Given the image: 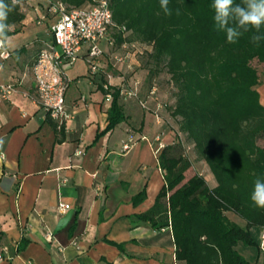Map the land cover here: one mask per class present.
Returning a JSON list of instances; mask_svg holds the SVG:
<instances>
[{"label":"crops","instance_id":"crops-1","mask_svg":"<svg viewBox=\"0 0 264 264\" xmlns=\"http://www.w3.org/2000/svg\"><path fill=\"white\" fill-rule=\"evenodd\" d=\"M21 1L24 20L3 45L9 56H0V83L15 87L0 104V243L5 249L0 264H185L175 259L170 227L153 228L137 218L151 209L164 185L158 162L163 149L153 152L156 138L168 146L184 136L170 115L174 98L160 81L162 72L145 64L151 46L123 42L129 57L114 64L105 41H99L103 53L94 61V75L83 48L65 70L68 118L58 135L29 72L38 51L52 40L53 19L39 21V0ZM107 87L120 89L124 115L111 130L106 128ZM257 92L264 106V85ZM124 144L130 145L126 151ZM59 204L69 209L59 212ZM228 213L230 221L245 227ZM262 231L249 230L255 246L235 247L249 264H260L264 256L257 248Z\"/></svg>","mask_w":264,"mask_h":264},{"label":"trees","instance_id":"trees-1","mask_svg":"<svg viewBox=\"0 0 264 264\" xmlns=\"http://www.w3.org/2000/svg\"><path fill=\"white\" fill-rule=\"evenodd\" d=\"M59 1L82 9L95 3ZM109 2L116 45L138 42L151 46L145 64L150 71L169 77L174 89L170 115L178 119V132L191 142L196 158L216 181L210 188L198 173L185 179L191 161L181 143L165 146L158 157L164 185L151 209L137 218L153 228L170 227L177 261L249 264L235 247L238 243L255 246L250 228L264 229V209L251 200L255 180L264 178V146L260 145L264 106L255 89L258 69L252 66L256 61L264 77V41L259 46L252 44L254 30H250L236 43H228L226 34L215 29L212 0H169L170 16L164 14L160 0ZM23 20L21 0H17L8 14L6 36L18 32ZM103 92L111 97L106 127L111 130L124 120L120 89L107 87ZM53 129L58 135L64 133L62 125L53 124ZM228 212L243 220L245 227L230 221ZM110 244L122 250V245Z\"/></svg>","mask_w":264,"mask_h":264},{"label":"built area","instance_id":"built-area-1","mask_svg":"<svg viewBox=\"0 0 264 264\" xmlns=\"http://www.w3.org/2000/svg\"><path fill=\"white\" fill-rule=\"evenodd\" d=\"M42 7V14L39 21L43 22L51 17L53 23L49 25L51 42L42 47L33 60L29 72L33 76L35 83V94L39 104L45 110L49 119L55 121L58 128L68 118L64 113L65 93L68 88L69 80L65 70L72 65L79 52L85 48L90 62V73L98 72L96 59L103 53L99 48L98 42L104 40L110 49V61L114 64L124 62L129 53L122 44L117 46L113 33L112 12L109 0H95L94 5L88 9L67 6L59 0H39ZM118 29V28H117ZM124 32V28H119ZM119 48L123 49V54L119 53ZM0 56L6 58L9 53L0 47ZM15 87L10 83H0V104L9 101ZM150 93H154L151 90ZM132 96H135L133 94ZM111 99L110 95H106ZM145 108L144 102H139ZM146 140L145 137L142 138ZM158 142L153 150L157 155L165 145L156 138ZM129 144L123 145L126 151ZM77 156L80 151L75 153ZM163 173V172H162ZM69 209L67 204H59L57 210L64 212ZM258 249L264 254V231L260 235ZM5 259V249L0 243V261Z\"/></svg>","mask_w":264,"mask_h":264},{"label":"clouds","instance_id":"clouds-1","mask_svg":"<svg viewBox=\"0 0 264 264\" xmlns=\"http://www.w3.org/2000/svg\"><path fill=\"white\" fill-rule=\"evenodd\" d=\"M17 3V0H0V47L7 40L6 31L9 25L6 23L8 14ZM169 0H160V7L165 15H172L168 7ZM213 21L217 31L226 34V40L234 44L244 32L254 30L250 42L259 46L264 41V0H242L234 3V0H212ZM179 14V10H177ZM251 200L257 208L264 209V178H257L251 193Z\"/></svg>","mask_w":264,"mask_h":264},{"label":"rangeland","instance_id":"rangeland-1","mask_svg":"<svg viewBox=\"0 0 264 264\" xmlns=\"http://www.w3.org/2000/svg\"><path fill=\"white\" fill-rule=\"evenodd\" d=\"M22 2V1H21ZM22 6V4H21ZM131 49V48H130ZM252 66L256 67L258 69V75H259V82L261 84H258L255 89L256 90H260L262 88V85H264V77H262V68L261 66H259V64H257L256 61H253L252 62ZM169 77L164 73L162 72L161 73V78H160V81L163 83V86L164 88H168L171 92V94L173 95L174 94V89L171 85V83L169 82ZM166 84H168V87L166 86ZM170 93H169V96H170ZM174 98V96H173ZM264 98V97H262ZM179 142L181 143V146H182V149L184 150V155L191 161V168L189 169V171L186 173V176H185V179H187L189 176H191L192 174H197V173H200L207 185L209 187H213L216 185V181L213 177V175L211 174V172L208 170L207 166L204 164V162L198 160L196 158V155L193 153V146H190L191 145V142L187 141L185 136H183ZM260 145L261 146H264V141H261L260 142ZM228 216L231 220H234L235 222H238L240 223L241 220L238 216H236L235 214L233 213H228ZM244 245V244H242ZM241 247L239 246V248L237 249L238 252H241L240 251ZM239 255H241L240 253H238ZM242 256V255H241ZM260 264H264V256H260Z\"/></svg>","mask_w":264,"mask_h":264}]
</instances>
